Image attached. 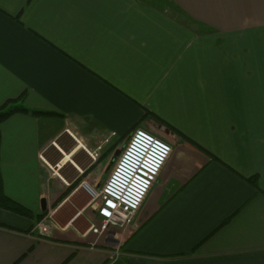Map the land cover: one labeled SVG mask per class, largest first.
Listing matches in <instances>:
<instances>
[{
	"label": "crops",
	"instance_id": "crops-1",
	"mask_svg": "<svg viewBox=\"0 0 264 264\" xmlns=\"http://www.w3.org/2000/svg\"><path fill=\"white\" fill-rule=\"evenodd\" d=\"M158 1L0 0V107L55 114L0 125L5 194L46 213L0 207V264H264V0ZM154 123L173 153L135 224L98 238L80 183L106 152L85 151Z\"/></svg>",
	"mask_w": 264,
	"mask_h": 264
},
{
	"label": "built area",
	"instance_id": "built-area-1",
	"mask_svg": "<svg viewBox=\"0 0 264 264\" xmlns=\"http://www.w3.org/2000/svg\"><path fill=\"white\" fill-rule=\"evenodd\" d=\"M58 149L63 155L55 162L46 161L44 154L42 159L53 175L61 177L60 172L66 169L67 163L61 164L65 155ZM85 152L91 160L98 161V154ZM172 153L171 143L145 128L136 129L121 150L105 183L98 186L85 180L80 183L97 217L89 232L98 238L115 239L114 232L133 226ZM114 256H121L120 251H116Z\"/></svg>",
	"mask_w": 264,
	"mask_h": 264
},
{
	"label": "trees",
	"instance_id": "trees-1",
	"mask_svg": "<svg viewBox=\"0 0 264 264\" xmlns=\"http://www.w3.org/2000/svg\"><path fill=\"white\" fill-rule=\"evenodd\" d=\"M18 100L21 101V99H18ZM22 100H23V98H22ZM17 102H18L17 100L8 101L2 107H0V125L5 120L10 118L12 115L17 114V113H25V114H30L32 116H38V117L55 116V114L52 112H45V111H40V110H35V109H29L22 104H20V105L17 104ZM1 138H2V136H1V132H0V148H1V141H2ZM117 146H118V144L116 143L110 149L111 151H108L106 154L109 155V153H111L113 150H115L117 148ZM107 155H105V157ZM100 158H101L100 160H102L103 156ZM252 182H253V180H252ZM0 207L4 210L13 212V213L21 215V216L36 218L37 222L41 221L46 216V213L34 216L33 212L30 209H28L27 207L23 206L22 204H20L16 201H13L11 198H9L5 194L4 189H3V181H2V177H1V172H0Z\"/></svg>",
	"mask_w": 264,
	"mask_h": 264
},
{
	"label": "rangeland",
	"instance_id": "rangeland-1",
	"mask_svg": "<svg viewBox=\"0 0 264 264\" xmlns=\"http://www.w3.org/2000/svg\"><path fill=\"white\" fill-rule=\"evenodd\" d=\"M171 1L170 0H159L158 1V4H160L161 6H164V8H167L168 10H169V12H171V13H173V14H179V12H177L176 11V9L174 8V6H172L171 4ZM152 127H153V129H152ZM138 128H145V129H152V131L154 130V132L155 131H157L158 133L160 132V131H162V127H159L157 124H151V125H147V126H140V127H138ZM137 128V129H138ZM147 129V130H148ZM150 129V130H151ZM149 130V131H150ZM156 132V133H157ZM131 134L132 133H130L129 131L126 133V131L124 132V134H122L121 135V138H122V140L121 139H118V141H117V144H118V146H117V148L115 149V150H113L111 153H109V155H107V154H105V155H107L106 157H105V162H104V164H103V166H102V174H101V184H103V183H105V181H106V179H107V174L106 175H104V173H105V166H107L108 164H110V161H112V159H114V157H115V153L117 152V151H121L122 149H123V147L125 146V144H126V142L128 141V138L131 136ZM156 135H158V134H156ZM159 136V135H158ZM106 139H107V137L105 138V136H103L102 135V140H101V144L99 145V146H97L94 150H92L91 152L93 153V154H98L100 157H101V155H103L105 152L107 153L108 151H111L110 150V148L108 149V148H106V146H108L109 144H111L110 142L111 141H109V142H106ZM99 148H101L100 150H98ZM62 156H60V158H61ZM101 159V158H100ZM117 159H118V157H117ZM116 159V160H117ZM114 164H115V162L112 164V167H111V169L113 168V166H114ZM54 166V165H53ZM109 166V165H108ZM110 169V170H111ZM110 173V172H109ZM109 175V174H108ZM89 208L92 210L93 209V207L92 206H89Z\"/></svg>",
	"mask_w": 264,
	"mask_h": 264
},
{
	"label": "water",
	"instance_id": "water-1",
	"mask_svg": "<svg viewBox=\"0 0 264 264\" xmlns=\"http://www.w3.org/2000/svg\"><path fill=\"white\" fill-rule=\"evenodd\" d=\"M121 151H117L116 154H115V157H114V161H116L117 157H119Z\"/></svg>",
	"mask_w": 264,
	"mask_h": 264
}]
</instances>
